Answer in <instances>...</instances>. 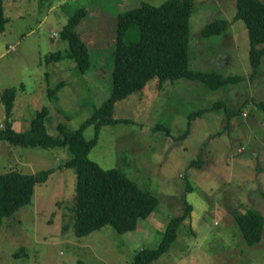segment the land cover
Here are the masks:
<instances>
[{"label":"rangeland","instance_id":"1","mask_svg":"<svg viewBox=\"0 0 264 264\" xmlns=\"http://www.w3.org/2000/svg\"><path fill=\"white\" fill-rule=\"evenodd\" d=\"M165 0H3L0 32V88L16 90L13 128L24 131L43 107L46 129L63 136L78 129L110 95L112 45L118 15L146 2ZM264 2V0H262ZM188 19L189 68L240 80L217 89L179 78L158 85L156 78L113 105L114 124L99 128L88 157L114 168L156 198L155 209L134 230L110 224L78 236L73 227L76 175L66 161L68 146L13 145L0 139V174L54 168L34 187L31 201L0 224V264H128L136 251L153 246L166 221L192 206L170 248L149 264H264L261 239L248 244L234 219L258 210L264 217V58L251 76L245 22L234 19L236 0H191ZM76 30L88 45L90 66L80 73L60 32L80 9ZM229 22L210 37L203 28ZM11 45L13 47H11ZM103 66L107 70L103 73ZM63 82L57 93L48 92ZM216 103L219 105L216 107ZM212 108L189 120V115ZM0 101V127L5 124ZM84 138L94 126L84 128ZM201 160L193 165V160Z\"/></svg>","mask_w":264,"mask_h":264},{"label":"trees","instance_id":"2","mask_svg":"<svg viewBox=\"0 0 264 264\" xmlns=\"http://www.w3.org/2000/svg\"><path fill=\"white\" fill-rule=\"evenodd\" d=\"M191 0H165L159 5L142 3L136 8L117 16L115 35L112 41L111 91L108 98L73 131L67 132L63 125L58 128L63 136H52L46 129L48 109L38 110L30 119L28 128L18 132L13 128L11 117L16 90L13 87L0 88V101L5 113V124L0 127V139L13 145L52 147L68 146L72 156L66 161L76 175L73 227L78 236L110 224L117 232L134 230L138 221L146 218L156 207L157 200L140 189L131 179L114 168L104 169L88 157L89 149L95 144L99 128L114 124L119 119L112 118L116 101L141 91L147 82L156 78L158 85L164 81L179 78L197 80L208 88L217 89L224 84L240 80V76L223 77L217 72L193 70L189 68L187 57L188 19L191 13ZM87 10L80 9L72 16L60 32L68 43L67 53L60 51L45 56V61L60 60L68 56L76 61L80 73L90 66L88 45L77 32L76 27ZM234 19L245 22L249 40V61L255 76L264 58V2L262 0H236ZM3 0H0V32L5 28ZM229 22L216 19L202 30V36L210 37L226 30ZM107 70L103 66V73ZM63 87L59 83L49 90L53 96ZM219 105L216 103L215 105ZM264 108V102L260 104ZM212 108H204L189 115V120L201 116ZM93 125L94 135L84 138V128ZM201 160H193L200 165ZM54 168L35 173H21L10 170L0 174V224L20 206L31 201L34 187L45 183ZM192 206L187 204L185 211L173 215L164 225L157 242L150 247L136 251L128 264H149L166 252L178 234V227L190 215ZM234 219L248 244L258 242L263 234L264 217L254 209L237 213Z\"/></svg>","mask_w":264,"mask_h":264},{"label":"crops","instance_id":"3","mask_svg":"<svg viewBox=\"0 0 264 264\" xmlns=\"http://www.w3.org/2000/svg\"><path fill=\"white\" fill-rule=\"evenodd\" d=\"M12 2H14V0H11Z\"/></svg>","mask_w":264,"mask_h":264},{"label":"built area","instance_id":"4","mask_svg":"<svg viewBox=\"0 0 264 264\" xmlns=\"http://www.w3.org/2000/svg\"><path fill=\"white\" fill-rule=\"evenodd\" d=\"M11 47H13V46L11 45Z\"/></svg>","mask_w":264,"mask_h":264}]
</instances>
